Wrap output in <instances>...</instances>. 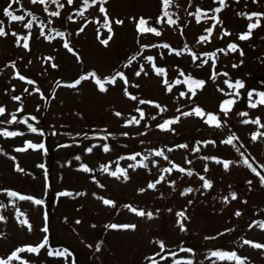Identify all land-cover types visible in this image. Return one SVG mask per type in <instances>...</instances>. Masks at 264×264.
I'll return each instance as SVG.
<instances>
[{"label": "rangeland", "instance_id": "obj_1", "mask_svg": "<svg viewBox=\"0 0 264 264\" xmlns=\"http://www.w3.org/2000/svg\"><path fill=\"white\" fill-rule=\"evenodd\" d=\"M79 1L74 0V7L67 4L60 15L54 17L50 15L55 10L54 5L48 13L39 8V4L31 5L30 0L24 1L25 6H22L20 0L10 10L25 19L11 21L3 14L10 0H0V21L8 33L0 37V107L5 109L0 115V124L12 123L13 115L22 112L36 118L30 117L27 124H15L12 132L23 135L0 134L3 140L0 142V177L8 184L22 183V189L31 196L43 197L49 190L46 169L40 167L46 157L44 150L20 152L16 149L26 148L29 141L43 143L49 136L58 159L54 177L58 203L50 226L45 221L44 204L28 200L13 208L9 198L5 204L0 203V216L4 217L0 220V260L7 264H88L90 259L92 264L193 263L195 254L192 256L182 249L164 259L157 256L185 239L178 224V212L188 216L190 235L198 244L210 232L244 224L251 213L260 210L259 220L247 229L246 235L249 241L264 244V229L259 227L264 223V183L243 163L247 158L252 167L264 175V167H261L264 166V138H261L264 136L261 126L264 125V106L254 101L257 107L252 108L246 101L249 93L252 94L250 99L264 93V87L258 82L264 79V0H225L223 6L219 0H177V22L160 29L159 36L138 32V21L147 17L153 23L161 11L162 0H107L103 4L106 14L100 11L101 4L95 3L83 17L68 19L74 17ZM214 6L221 8L219 23H215L212 34L208 35L206 19L201 18L200 13L197 22V9ZM253 13L259 15L253 16ZM106 15L112 39L104 45L100 41L110 35L104 26ZM117 20H122L123 24H116ZM28 23L32 24L31 29L25 27ZM256 23L258 27L251 29L249 38L241 40L240 36L247 34L249 26ZM13 32L17 35L13 36ZM19 37H27L28 49L22 46L24 39L17 43ZM201 37L206 39L201 40ZM65 43L72 51L64 47ZM164 44L170 47H162ZM231 45L236 46L235 51L231 50ZM147 57L153 59L149 61ZM13 62L20 69L13 67ZM53 64L56 67H52ZM156 68L165 71L157 75ZM181 72L203 79V90L182 96L184 84L176 83L180 81ZM17 73L25 79L20 80ZM92 73L101 79L93 77ZM118 73H123L127 84ZM110 75L115 76L114 84L109 82ZM84 76L89 78L81 79ZM96 78L104 84L106 92L99 90ZM28 80L35 83L29 84ZM77 80L80 83L76 87H68ZM237 81L244 84L243 89L229 87V83L234 85ZM169 86L171 91H168ZM237 91V105L243 109L241 113L248 115L232 122L224 118L227 114L222 113L220 105ZM45 95L50 96L47 105H44ZM15 96L20 100H14ZM141 100L152 103L141 104ZM197 107L203 110V117L182 115ZM137 109L143 111V118ZM209 115L221 121L219 127L207 123ZM133 117L140 121L138 125L129 123ZM176 117H180L179 122L170 125V130L159 127ZM257 118L260 124L243 123ZM28 124L38 131L31 132ZM258 133L260 135L253 140ZM230 136L234 137L235 147L223 143ZM175 138L177 143L173 142ZM151 140H162L169 145H145ZM104 145L110 150L105 152ZM197 147L199 151L194 150ZM88 148L92 151L88 152ZM156 151H163L168 159L156 156ZM137 153L140 155L135 161L129 159ZM223 162L231 163L225 169ZM130 164L147 167L130 168ZM17 165L22 172L16 170ZM85 165L92 171H83ZM101 166H108L109 171H102ZM175 166L184 168L185 172ZM169 168L171 172L165 171ZM118 169L127 170V180L120 173L119 179L110 175ZM188 171L192 175H188ZM160 177L164 179L155 189L148 188ZM200 177L210 181L212 187L204 188ZM188 188L193 191L184 194ZM61 192L72 195L61 196ZM233 193L236 199H232ZM103 200L114 204L106 205ZM128 205L137 211L151 212L153 216H139L126 207ZM237 212L241 215L237 216ZM24 219L31 225L30 230L28 225L20 223ZM113 224L136 227H109ZM45 227L47 232L43 231ZM50 230L55 244L63 242L68 246L64 255H49L48 244L39 254L27 251L41 244L45 237L48 239ZM244 241L227 245L226 251L221 252L235 251L245 264H264V249L254 248ZM159 242H163V249ZM21 248L25 251L17 252ZM199 251H202L200 258L204 264H238L235 260L211 256L208 247ZM13 253L19 258H12Z\"/></svg>", "mask_w": 264, "mask_h": 264}, {"label": "snow or ice", "instance_id": "obj_2", "mask_svg": "<svg viewBox=\"0 0 264 264\" xmlns=\"http://www.w3.org/2000/svg\"><path fill=\"white\" fill-rule=\"evenodd\" d=\"M31 2L33 4H36V3L46 4V3H48V0H31ZM51 2L57 4L59 7H63V5L59 3V0H51ZM93 2L94 3H100L101 4L100 11L103 12V13H105V14L107 13V9L103 7V4L107 3V0H93ZM19 3H20V0H10V3L8 5V7H6V8L3 9V14L6 17H9L11 21H23L25 19V17L23 15H16V14H14L13 11L10 10L12 8V5L13 4H19ZM67 3L68 4H72L73 3V0H67ZM171 3H172V0H163V4L165 6V12H164V15L165 16H169V13L166 11V9H167L168 6L171 5ZM219 3L223 6L225 4V0H219ZM84 4L85 5H88V0H84ZM215 11L216 12H220L221 11V8H217V9H215ZM199 12H200V10L197 9V13H198L197 14V22H199ZM29 15H31V13H29ZM50 15L51 16H54V17H58L60 15V12L59 11H53V12L50 13ZM80 15H83V13H80ZM252 15L253 16H258L259 14L253 13ZM251 18L252 17H249V19H251ZM68 19H72V17L69 16ZM159 19L162 20L163 17H161ZM115 23L116 24H123V21L122 20H117V21H115ZM168 23L172 24V23H175V21H173L170 18V16H169ZM217 23H219V20L218 19H217ZM147 24H148V21L145 20L143 17H141L140 20L138 21V32H140V33L151 32V33H154L157 36H159L161 34L159 31H157L156 28L147 27L146 26ZM104 26L107 28V30L110 33V35L108 36L107 39H103L100 42L102 44H104V45H107L109 43V41L112 39V36H111L112 28H111L110 22L107 21V15L105 16V25ZM25 27L31 29L32 24L31 23H28V24L25 25ZM256 27H258V23L251 24L249 26V32L247 34L241 35L240 36V39L241 40L248 39L249 36L251 35V29H254ZM80 31H83V28H81ZM208 31L211 32V29H209ZM11 34L13 36H16L17 35L15 32H13ZM224 34L225 35H229V33H227V32H225ZM6 35H8V33L5 31V28L3 27V21H0V37H4ZM41 35H43V32H41ZM58 35L63 36L64 33H58ZM20 39H24L25 40V43L22 46L25 49H28L29 48V44L27 43V37H19L17 39V43L18 44H19V40ZM203 39H206V38L205 37H201V40H203ZM64 47L65 48H68L69 51H72V49L69 47L68 43H65L64 44ZM162 47L169 48L170 46L168 44H164V45H162ZM230 48H231L232 51H235L236 50V46L235 45H231ZM177 54H179V53H177ZM193 58H194V60L196 59V57H195L194 54H193ZM49 59H51V58H49ZM147 59L149 61H151L153 58L152 57H147ZM12 66L15 67L14 62L12 64ZM52 67H56V65L53 64ZM141 70H143V69L141 68ZM155 71H156L157 75H161V74L164 73L165 70L162 69V68H156ZM16 75L18 76V78L20 80H24L25 79V77L21 76L19 73H17ZM91 75L93 77L96 76L95 73H92ZM118 75H119V77L121 79L124 80V83L125 84L128 83V81H127L126 77H124L123 73H118ZM136 75L139 76L140 75V72H137ZM181 75H183V72H181ZM224 75H227V74L225 73ZM88 78L89 77H87V76L81 77V79H88ZM109 82L114 84L116 82V80H115V78H113ZM183 82L188 84L189 90L192 92L193 95H195V90L196 89L203 88V86L205 84V82L202 81V80H194V79H191L190 77L189 78H186L185 81H183ZM28 83L29 84H33L35 82L34 81H31V80H28ZM79 83H80V80H77L74 84L68 85V87H76ZM95 83L99 86V90L101 92H106L107 91V89L104 87V84L101 82V80L99 78H96L95 79ZM164 83L165 84H168V81L165 80ZM176 83H181V81L178 80V81H176ZM229 87H233L235 89H243L244 88V84L242 82H240V81H237L234 85L231 84V83H229ZM171 90H172V88H171V86H169L168 87V91H171ZM25 91H27V89H25ZM37 91H39V89H37ZM126 95H127V92H126ZM181 95L183 96V95H185V93H181ZM236 95L237 96L239 95V92L238 91H237ZM251 95L252 94L249 93V96H251ZM259 95H260L261 99L257 103L264 104V93H261ZM130 98L133 99V100H136L137 99V97H135V96H131ZM13 99L14 100H20V97L19 96H15V97H13ZM235 102H236L235 100H226V101H224L223 102V105H222V111L225 114H227V112L231 110V107H232V105ZM140 103L143 104V103H152V102L151 101H147L146 102V101L141 100ZM257 103H252L250 101L249 106L252 107V108H255V107H257ZM156 107L159 108L160 106L159 105H156ZM137 111L140 112V116H141V118H143V116H144L143 111L140 110V109H137ZM161 111H163V109H161ZM177 111H179V109H177ZM4 112H5V109L3 107H0V115H3ZM193 114H195L196 116H201V117H203L205 115L204 112H203V110L200 109L199 107L195 108L193 110V112H185V113H182L183 116H189V115H193ZM116 115L119 116L120 113H116ZM240 115L246 116L248 114L247 113H241ZM32 119L35 120L36 118L35 117H32ZM153 119H155V117H153ZM179 119H180V117H176L175 119H171V120L165 121L163 124L159 125V127L162 130H170V127L169 126L172 125V124H174V123H178L179 122ZM15 120H16V117H15V115H13L12 122H15ZM22 123L27 124V119H25L24 121H22ZM129 123L130 124H137L138 125L140 123V121L137 120L135 117H133L132 120L129 121ZM207 123L214 124L217 127L220 126V123H219V121H218V119H217V117L215 115H209L208 116V119H207ZM243 123H245V124H247V123L260 124V120L258 118L256 120H253V121L244 120ZM27 126H28L29 130L31 132H33V133H36L38 131V129L36 127H34L33 125H31V124H28ZM261 126L264 127V125H261ZM0 134H2L4 136H18V135H23V133H19V132H7V131H4L3 133H0ZM40 134L43 135L42 132ZM55 134L56 133H53V135H55ZM124 135H127V133H125ZM257 135H260V134L258 133L256 135H254L253 136V140H255L257 138ZM107 138H108L107 136L103 137V139H105V140ZM233 140H234V137H231L230 136L227 140L223 141V143H226V144H229V145H233L235 147V145L233 144ZM209 143H214V142H209ZM67 146L68 145H60V147H67ZM179 147L186 148L187 145H179ZM27 149L47 151V149L45 148V145L43 143L35 144V143L30 142V141L27 142V147L26 148H18V149H16V151L22 152V151H26ZM103 150L105 152H107L110 149H109V147L107 145H104L103 146ZM194 150L195 151H199L200 149H199V147H197ZM87 151L88 152H91L92 151V148H88ZM169 151H171V149ZM237 151L239 152V148H237ZM137 155H140V154L137 153L135 155H132L131 157H129V159L135 161ZM155 155L156 156H163L164 159H166V160L168 159V157L164 155L163 151H156L155 152ZM241 155H243V153H241ZM13 159H15V158L13 157ZM76 159H79V157H76ZM205 159H208V158H205ZM220 162L221 161H217V163H220ZM188 163H191V162L189 161ZM229 163H231V162H223V166H224L225 169H227L229 167ZM243 163L247 167H249L260 178V180H261L262 183H264V175H261L260 172H258L256 170V168L252 167V164L249 163V161H248L247 158H245L243 160ZM137 166L147 167V165H143V164H141V165L130 164L129 165L130 168H135ZM40 167L43 168L44 165H40ZM175 167L180 172H185V169L184 168H181L179 166H175ZM261 167H264V166H261ZM16 170L17 171H21V172L23 171V169L20 168L19 165L16 166ZM101 170L104 171V172H108L109 171L108 166H101ZM83 171L90 172L92 170L89 169L85 165V166H83ZM165 171L171 172L172 169L171 168L165 169ZM118 173L122 174L123 175V178L125 180L128 179L127 170L126 169H118L117 171L111 172L110 175H112L114 177H117L119 179L120 176L118 175ZM187 174L188 175H192V172L191 171H188ZM163 179H164V177H160V179L157 180L155 183H150L148 185V188L155 189L156 188V185L158 183H160ZM200 179L204 180V184H203V187L204 188H211L212 187V184H211L210 181L205 180L204 177H200ZM249 183H251V182H249ZM141 191H143V189H141ZM192 191H193V189L188 188V189H186V191H185L184 194L190 193ZM8 195H10L12 197H18L20 200H33L34 203L37 204V205H41V204L44 203V201L41 200V199H34L31 196L20 195V194L14 192V191L13 192H9ZM59 195H61V196H71L72 193H70V192H61ZM232 199H236V196H235L234 193L232 194ZM225 201L227 202V198H225ZM103 203L106 204V205H113L114 204V202L113 201H110V200H103ZM126 207H129L133 212H136L137 215H139V216H145V215H147L149 218H152V216H153V213H151V212L145 213L142 210L141 211H137V209L132 208L130 205H128ZM169 211H171V210H169ZM236 215L239 216V215H241V213L237 212ZM177 216L179 217L178 224L180 226V229H181V231H184L185 230V228H184V220L187 219V217L185 216V213L184 212H178L177 213ZM3 219H4V217L0 216V220H3ZM20 223L21 224L28 225L29 230L31 229V225L28 224L27 219L20 220ZM77 223H79V221H77ZM109 227H111V228H124V229H129L130 228V229H135L136 226L135 225H120V226H118V225H114L113 224V225H109ZM259 227L261 229H264V223H260L259 224ZM43 231L44 232H47L48 231L47 227H45L43 229ZM244 243L245 244H248V245H251L252 247L257 248V249H264V244L254 243V242L249 241V240H245ZM47 244H48V239H47V237H45L44 241L41 244H39L37 247H29L27 249V251L33 252V253H36V254H39L40 249L44 248ZM159 244H160V247L163 249L164 248L163 242H159ZM182 250L183 251H189V252L192 251L191 249H182ZM23 251H25V249H23V248L17 250V252H23ZM49 255H53V251L52 250L49 251ZM55 255H64V253L61 252V251H59V250H56L55 251ZM210 255L213 256V257H217L219 259L235 260V261L238 262V264H245L244 259L241 258V257H239L235 252H231V253L212 252ZM12 258H17L18 259L19 257L16 255V253H13V257ZM0 264H7V261L0 260ZM177 264H179V262H177ZM188 264H192V262L189 261Z\"/></svg>", "mask_w": 264, "mask_h": 264}, {"label": "trees", "instance_id": "obj_3", "mask_svg": "<svg viewBox=\"0 0 264 264\" xmlns=\"http://www.w3.org/2000/svg\"><path fill=\"white\" fill-rule=\"evenodd\" d=\"M24 1L26 0H21V5L25 6ZM177 0H172V3L170 6L167 7L166 11L169 13L170 18L175 21V23L177 22V10H176V5H177ZM59 3L63 5V7H59L57 4L52 3L51 0H48V3L46 4H39V8H42L44 11L49 13V8L54 5L55 6V10L54 11H59L61 12L67 3V0H59ZM30 4L31 5H36L33 4L30 0ZM93 4H95L93 2V0H88V5L84 4V0H80L77 4H76V10L74 9V19L78 18V17H83L85 14V11L88 10ZM72 7H74V0L72 4ZM200 9V17L206 19V25L207 27L205 28L206 31H208L209 29H211V32L208 31V35H211L215 26V23L217 22V18H218V12L215 11V9L218 8V6H214L212 9H202V7H199ZM165 12V6L163 4V0H162V6H161V11L159 12L157 19L151 23L149 18L147 17H143L145 20L148 21V24L146 25L147 27H153L156 28L157 31H159L160 29L164 28L166 25L168 26H172L175 23H168L169 20V16H165L164 15ZM80 13H83V15H80ZM35 16V15H34ZM33 16V17H34ZM163 17L162 20H160L159 18ZM159 21V22H158ZM264 31V30H263ZM16 69H20L19 65H15ZM117 71V70H116ZM116 71L114 73H116ZM96 77H99L101 79V77L97 74ZM115 76L114 75H110L109 78L113 79ZM180 77V78H179ZM178 79H180L181 83L184 84L185 90H182V93H186L185 95H187L189 92L192 94V92L189 90V86L187 83H184L183 81H185L186 78H191L194 80H202L201 78L197 77L195 74L192 73H184L182 76H179ZM104 79V77L102 78ZM204 87V86H203ZM203 90V88L201 89H196L195 90V94L198 92H201ZM237 93V92H236ZM235 94L229 96L228 98H226V100H235L236 102L232 105L231 110L227 112V115L224 116V118L228 121H239L242 118L241 112L243 111L242 108H240L237 104V100H239V97ZM184 96V95H183ZM259 98V100L261 99V97L258 95L257 96ZM257 97H253L250 99V96L248 95L246 97V101L248 102V104L250 103V101L252 103H255L254 101H257ZM44 98L46 99L45 104L47 105V100L50 98L49 95H45ZM225 100V101H226ZM223 103L220 105L222 107ZM264 106V104H261ZM223 114H225L224 112H222ZM16 120L15 122H11L12 123H8L6 122L5 124H0V133H3L4 131L7 132H12L14 130V126H16L15 124H17V122H22L25 119H27V122L29 121L30 117H32L29 114H26L25 112L22 113H18L15 114ZM208 119V116H207ZM237 119V120H236ZM221 124V121L219 122ZM198 129H200V127H198ZM259 130H261L260 128H258ZM4 136V135H3ZM260 137V136H259ZM262 139L264 138V136L261 137ZM0 142H3L1 136H0ZM175 143L178 142V139L175 138V140L173 141ZM172 143V142H170ZM174 143V144H175ZM1 144V143H0ZM43 144L45 145V148L47 149V151L45 152V160H44V167H45V173L46 176L48 178V194L46 196L40 197L39 195L36 196H31L29 195L27 192H25L22 189L23 184L21 183H16V184H8L3 177H0V203L1 205L5 204L8 200L7 198H9V201H11L12 203L9 202V205L13 208L18 207L19 203H24L28 200H20L18 197H12L10 195H8L9 192H16L20 195H26V196H31L34 199H41L44 201V216H45V221L46 224L48 226H50L52 224V219L54 220L53 214H54V210H55V204L58 203V198H56V193L54 190V177L56 175V170H55V166L58 163V159H57V154H56V147L52 146L49 136L46 137V139L43 141ZM145 145H157L160 147H167L169 145L168 142H164L162 140L159 141H148L147 143H145ZM119 159H121V157H119ZM167 165H168V161H167ZM64 191V190H61ZM67 191V190H65ZM260 210H256L253 213H251V215L249 216V218L247 219L246 223L244 224H236L234 226H228L229 228H226L225 230H219L217 232H210L208 235L203 236V238L200 240V242L198 244L194 243V238L192 235H190V222L188 219V216L185 214V216L187 217V219L184 220V231H181V233L183 235H185V239L181 241V243L177 246H174L173 248H170L169 250H162V252H160L157 256L159 258L164 259L168 254L171 253H176V252H180L178 250L181 249H191V254L193 256V253L195 254L192 264H204L203 263V259L200 258V253L202 251H199L202 249V247L207 248L208 247V251L210 253L212 252H221V251H226V247L227 245H236L239 241H244V240H248L250 239L248 235H246V231L247 229H251L252 225L259 220V215H260ZM55 238H54V233L51 232L49 233L48 236V243L50 246V250L53 251V255H55V251L59 250L61 252L64 253V250L68 247L67 245L63 244V242H59L58 244L54 243ZM201 246V247H200ZM60 247V248H59ZM235 252V251H233ZM55 256H59V255H55ZM77 255L75 256V261H79L77 260ZM5 259V258H4ZM90 261L92 262V260L90 259ZM91 262H88V264H92ZM147 264L149 263L146 262Z\"/></svg>", "mask_w": 264, "mask_h": 264}, {"label": "water", "instance_id": "obj_4", "mask_svg": "<svg viewBox=\"0 0 264 264\" xmlns=\"http://www.w3.org/2000/svg\"><path fill=\"white\" fill-rule=\"evenodd\" d=\"M259 82H260L262 85H264V81L260 80Z\"/></svg>", "mask_w": 264, "mask_h": 264}]
</instances>
